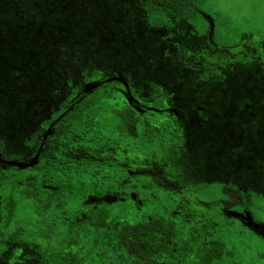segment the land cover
Instances as JSON below:
<instances>
[{"label": "flooded vegetation", "instance_id": "af4514ba", "mask_svg": "<svg viewBox=\"0 0 264 264\" xmlns=\"http://www.w3.org/2000/svg\"><path fill=\"white\" fill-rule=\"evenodd\" d=\"M209 2L152 0L169 20L155 23L148 0H120L105 68L35 111L17 147L0 115V264H115L119 233L131 264H264V7L254 25ZM241 80L261 83L249 101Z\"/></svg>", "mask_w": 264, "mask_h": 264}, {"label": "trees", "instance_id": "16d2710c", "mask_svg": "<svg viewBox=\"0 0 264 264\" xmlns=\"http://www.w3.org/2000/svg\"><path fill=\"white\" fill-rule=\"evenodd\" d=\"M66 1H72L73 5L75 4V6L80 5V2H82L86 6V8L91 11V14L94 15V25H92V30L90 32H87V35L84 34L85 40H83V42H78V40L82 36V33H79L78 29H67L66 26H68L69 23L66 22H68V20L57 18L58 11H62V9L67 5L65 0H40V3L37 0H0V43H4V48L0 46V58L4 57L3 70H5V72L11 73L13 71L23 70L25 74V77L22 78V80H25L24 87L27 89L29 81L32 80V88H35L39 94L38 97H34L30 93V90H26V92L23 90L22 92H20L18 88L12 89V87L10 86V84L12 83L11 75L0 77V103H3L1 104L0 115H2V112L6 110L8 112L14 111L13 114H15L18 109H20L22 110V113L33 116L34 111L32 108L34 107L33 104L35 102L42 101L44 94L46 93L48 94L54 92V94H56V88L60 83L61 78L63 77L62 75H64L60 68L56 66L58 62L57 59L59 58L58 50H61L63 48V50H66L65 48L68 49L69 47H71L72 49H81V55L85 59H89L86 60V62L83 61L81 63L83 64V67H85V69L79 71L81 76H83L82 73H84V71H86L84 75L89 72L88 67L92 62L91 59L94 58L95 55L99 53L114 52L115 49L110 47V45L113 44L111 43V41L114 39L113 34L115 33V30H113L115 28L114 25H112V20L110 19L108 21V30H106V26L98 24L99 22L102 23V21H98V17H100L98 12L100 10V6H103L105 0ZM36 2L38 3L37 6L35 5ZM111 4H113L112 1L108 0V5L110 6ZM148 6H150L151 9L154 10L151 13L153 16V22H169L163 12L154 9L155 7L154 3H152V0H148ZM93 7H96V9H93ZM18 14L20 15L19 17ZM75 16L81 17L82 15ZM31 18H36L41 22H34L31 20ZM19 23L26 24V26H28L26 27L28 32L22 35V33L19 32V29L16 28L17 24ZM39 25H42V27H39ZM44 26L48 27L47 31L49 32H47V34L43 32V30L46 29ZM35 30L37 31V33H33ZM92 35H98V38L101 41L100 43H102L101 48L103 49V51H98L96 53L89 51L85 57L84 53L88 50H86L87 44H85L84 41L86 42L92 37ZM17 37L22 38V44L25 46L33 44V42L28 43L30 41H26L25 39L33 40L32 37H38L40 39L37 38V45H35L37 47L36 49L31 50L33 51L31 55L23 53L19 54L14 51H11L7 54V45H10V43H7L6 39ZM5 61L9 63V66L5 67ZM25 67H27V69H24ZM59 71H61L59 73L60 75L57 74V72ZM67 81L68 85L71 86L72 89L73 87L78 86L80 83L79 82L73 84L71 79H68ZM17 101H21L26 105L20 108L16 104ZM123 223V226L119 227L120 231H127L132 226L130 219H125ZM187 228H189L187 225H181V229ZM116 241L117 246L120 247V249L117 250L120 258L115 260L114 263L131 264V261H128L129 256L132 255V250L129 248L130 244L128 237L125 234L119 233ZM140 252H142V250ZM112 253H114V251H112ZM142 254L140 253V255ZM140 262L142 263V261Z\"/></svg>", "mask_w": 264, "mask_h": 264}, {"label": "rangeland", "instance_id": "374dc122", "mask_svg": "<svg viewBox=\"0 0 264 264\" xmlns=\"http://www.w3.org/2000/svg\"><path fill=\"white\" fill-rule=\"evenodd\" d=\"M36 1V0H34ZM40 3V0H37ZM101 1V0H98ZM113 4H111L110 6L108 5V0H105V2L103 3V6H100V10L98 12V14L100 15V17H98V21H102L99 22L98 24H102L104 26H106V30L107 27L109 26L108 21L111 19L112 20V25H114L113 30H116V25H115V15L117 10V6L120 7L121 4H119L120 0H111ZM67 3L66 7L62 9V11H58V16L57 18H61V19H67L69 23L68 26H66L67 29L70 30H74V28L79 30V33H82V36L80 37V39L78 40V42H83V40H85L84 38V34H86L87 32H90L92 29V25L94 22V15L91 14V11H89L86 6L80 2V5L75 6V4L73 5L72 1H66ZM139 2L136 1L135 5L138 6ZM35 5L37 6L38 3L36 2ZM126 8L130 7L131 4L130 3H126ZM98 7V4H97ZM214 11V12H219L223 15H226L230 18H232L234 21H247L250 22L251 24L253 23L254 25H257L259 22L258 16L259 14H255L253 13L251 10L252 9H256L260 8V7H264V0H210L207 8H209ZM93 9H96V7H93ZM117 10V11H116ZM120 12H123L124 10H119ZM102 12V14H101ZM96 13V12H95ZM16 15V14H15ZM75 15H82L81 17H76ZM102 15V16H101ZM20 15L18 14V17ZM136 17H139V13L137 14ZM32 21L34 22H41L39 20H37L36 18H31ZM26 21V20H24ZM59 23V22H58ZM28 26H26V24L24 23H19L17 24L16 28L19 29V32L23 34H25L27 31ZM39 27H42V25H39ZM45 27V26H44ZM46 29L43 30V32L45 34H47L48 27H45ZM102 30V29H101ZM147 32L146 34V40L147 39H151V41L153 42V38L154 37V33L157 34V36H163V32L161 30H156V29H149V28H145V30ZM121 32L123 33H129L131 35L132 31L128 30V29H122ZM31 33V32H30ZM33 33H37V31L35 30ZM73 33V32H72ZM122 33V34H123ZM128 34V35H129ZM87 35V34H86ZM114 39L111 41V43H113L112 45H110L111 48L116 49L117 47L120 46V42L122 41V36L119 33V30H116L115 33L113 34ZM133 36V35H132ZM147 36H152L151 38H148ZM135 39H139L141 40L144 36H133ZM37 38L38 37H32L33 40L31 39H25L26 41H30L28 43H32V45H23L22 44V38H9L6 39L7 43H10V45H7V54L10 53L11 51H14L16 53L19 54H28L31 55L33 51V49H36L37 46ZM40 39V38H38ZM145 40V42H146ZM101 41L98 38V35H92V37L90 39H88L86 42L84 41L87 47L86 50H88L87 52L84 53L85 57L86 54L89 51H92L94 53L98 52V51H103L102 47V43H100ZM80 44V43H79ZM138 45V44H137ZM137 45L132 44V48L133 47H137ZM11 48V49H9ZM64 49V48H63ZM58 50V55L59 58L57 59V67L60 68V70L64 73V75H62L63 77L61 78L60 83L57 86V91L55 92L56 94H54V92L52 93H46L44 94V97L42 99V101L39 102H35L33 105L34 107L32 108L33 111L36 113L37 112H41V114L38 116V118H44L47 115V112H49L51 110V106L56 107L55 104L63 101L68 93H70V91L72 90V87L68 85V79L72 80L73 84L79 83L82 81V76L80 74V70L85 69V67H83V64H81L83 61L86 62V59L84 57L81 56V49H77V48H71L69 47L68 49L65 48L66 50ZM6 50V49H5ZM79 51V52H77ZM113 58V52L112 53H99L97 55H95L94 58H92V62L90 63L88 69L89 71H93L96 68H105L104 66L108 65L111 60ZM9 66V63H7V61H5V67ZM4 67H2L1 69H3ZM24 69H27V67H25ZM61 71L57 72V74H59ZM84 73H86V71H84ZM84 73H82L84 75ZM96 74V73H95ZM5 75H9L5 74ZM60 75V74H59ZM6 77V76H5ZM25 77V74L23 72V70L20 71H13L12 75H11V81L12 83L10 84V86L12 87V89H19L20 92H22L23 90L26 92V90H30V93L32 94V96L34 97H38L39 94L37 92V90L35 88H32L33 86L32 84V80L29 81V85L27 86V89L24 87V82L25 80H22V78ZM259 84V83H258ZM258 84H253L250 82H244V80H241V82L236 81L234 83V85H236V87L240 88V90L238 91H244L245 96L247 97V101H249V99L253 96L251 95V92L253 91L252 89H250V86H256ZM75 86V85H74ZM261 86V83L258 85ZM221 87V86H220ZM222 88L224 89V86L221 87L220 91L218 92V95L215 93H213L216 89V87H214L211 84H205L202 88L198 87V90L201 92V94H203V96H209L210 99H208L207 101H211L212 106H216V107H226V108H231L230 106L227 107L226 104H224L223 101V95H224V91L222 90ZM261 92H258V94L260 95V100H261V104L262 105V111L264 112V90H260ZM219 96L221 97V100L217 99L216 97ZM216 98V99H213ZM205 100V99H203ZM206 101V102H207ZM17 106L22 108L23 106H25L26 104L22 103L21 101H17ZM32 106V105H30ZM14 111H3L2 112V126H3V134L6 136V138L8 139V141L12 142L13 145H19V143H21V141L28 135V132L30 131L31 127H32V123L34 124V116H29L28 114H24L22 113V110L18 109V111L13 114ZM23 115V116H22ZM263 120V119H262ZM258 117L257 115H253L252 116V121H250V124L252 125V131L254 132L255 129H257L255 125H257L258 123ZM249 127L247 126L246 129H248ZM262 137V138H261ZM260 139L258 140H263L264 142V136H261ZM204 151V154L207 153L206 149L203 148L201 152H199L198 154H201ZM257 153V152H256ZM262 167L260 165H258L257 167H254V171H259ZM262 182V181H261ZM263 183H264V179H263ZM254 203L257 204L256 206H259L261 204V209L260 210H256L257 208H254L253 211L255 212L256 216L258 218H263L264 217V200L261 199L260 197H254Z\"/></svg>", "mask_w": 264, "mask_h": 264}, {"label": "water", "instance_id": "95a60500", "mask_svg": "<svg viewBox=\"0 0 264 264\" xmlns=\"http://www.w3.org/2000/svg\"><path fill=\"white\" fill-rule=\"evenodd\" d=\"M89 87H91V85H88V86L86 87V89H88Z\"/></svg>", "mask_w": 264, "mask_h": 264}]
</instances>
